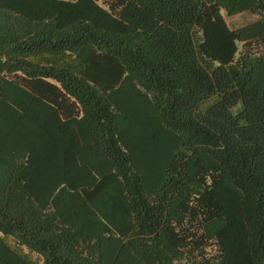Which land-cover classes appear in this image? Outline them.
Instances as JSON below:
<instances>
[{
  "label": "trees",
  "instance_id": "trees-1",
  "mask_svg": "<svg viewBox=\"0 0 264 264\" xmlns=\"http://www.w3.org/2000/svg\"><path fill=\"white\" fill-rule=\"evenodd\" d=\"M0 264H264V0H0Z\"/></svg>",
  "mask_w": 264,
  "mask_h": 264
},
{
  "label": "rangeland",
  "instance_id": "rangeland-1",
  "mask_svg": "<svg viewBox=\"0 0 264 264\" xmlns=\"http://www.w3.org/2000/svg\"><path fill=\"white\" fill-rule=\"evenodd\" d=\"M247 18H249V16H247V15H238L237 17L231 19V22L242 23L241 21H243L244 19H247ZM157 135L159 136L160 133ZM146 140H149V138L147 137Z\"/></svg>",
  "mask_w": 264,
  "mask_h": 264
}]
</instances>
